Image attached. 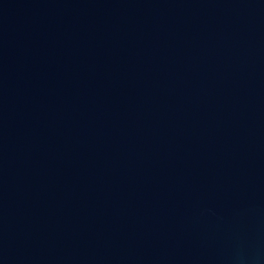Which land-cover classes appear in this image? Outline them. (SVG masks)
Instances as JSON below:
<instances>
[{
  "label": "water",
  "instance_id": "1",
  "mask_svg": "<svg viewBox=\"0 0 264 264\" xmlns=\"http://www.w3.org/2000/svg\"><path fill=\"white\" fill-rule=\"evenodd\" d=\"M0 264H264V0H0Z\"/></svg>",
  "mask_w": 264,
  "mask_h": 264
}]
</instances>
